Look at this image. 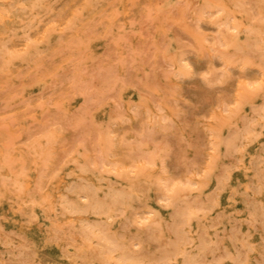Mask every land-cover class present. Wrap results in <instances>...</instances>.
Instances as JSON below:
<instances>
[{
  "label": "rangeland",
  "instance_id": "1",
  "mask_svg": "<svg viewBox=\"0 0 264 264\" xmlns=\"http://www.w3.org/2000/svg\"><path fill=\"white\" fill-rule=\"evenodd\" d=\"M92 7L18 65L0 66V264H38L22 263L28 250L39 264H66L62 252L73 246L54 239L53 229L76 237L81 217L96 215L52 219L36 211L28 219L12 188L30 180L40 200L58 201L79 164L104 175L101 193L119 177L150 185L152 198L122 213L114 205L102 222L115 234L125 225L139 230L133 248L153 247L148 226L165 227L175 201L217 191L220 173L235 162L225 154L229 133L264 95V62L244 30L264 28V0H95ZM46 135L47 153L31 158ZM230 173L234 181L236 169ZM219 196L221 208L240 209L226 191ZM92 198L78 196L85 205Z\"/></svg>",
  "mask_w": 264,
  "mask_h": 264
},
{
  "label": "bare ground",
  "instance_id": "2",
  "mask_svg": "<svg viewBox=\"0 0 264 264\" xmlns=\"http://www.w3.org/2000/svg\"><path fill=\"white\" fill-rule=\"evenodd\" d=\"M93 1L0 0L1 68L10 69L35 54L41 44L52 41L53 31L68 27L77 12L89 15ZM58 4L64 5L63 16L55 21L53 15ZM235 6L240 8L238 4ZM244 30L253 36L257 58L264 62V28L246 26ZM225 143V154L234 155L235 162L220 173L217 191L213 195L175 201V211L163 227L169 236L164 237L163 228L148 226L146 239L155 242L153 247L133 248V243L141 244L143 236L139 230L131 233L130 227L125 225L120 234H115L102 222L111 216L114 205H119L122 213L127 207L138 206L153 197L150 185L139 180L128 183L119 177L116 179L119 186L108 184L101 193L104 175L79 164L77 172H70L72 178L65 186L64 195L58 201L49 200L45 195V203L38 198L32 181L27 180L22 188L15 180L18 173L11 171L17 175L12 174L17 184L13 183L12 188L14 200L17 206L26 209L28 219L35 217L36 211L52 219L66 213L96 215L93 221L81 217L76 237L63 229H53L54 239L73 246L72 251L62 252L66 264H264V95L260 104L252 107L243 126L232 130ZM50 144V136L46 135L33 146L30 157L46 154ZM233 169L237 171V178L231 181ZM222 191L227 192L230 200L240 203L239 210L221 208ZM80 193H89L93 198L86 205L81 204ZM93 240L95 246L86 249L85 245ZM20 255L22 263L28 258L41 263L34 250Z\"/></svg>",
  "mask_w": 264,
  "mask_h": 264
}]
</instances>
